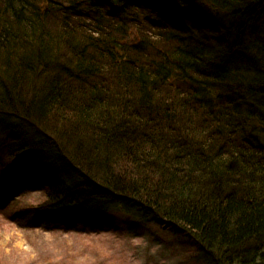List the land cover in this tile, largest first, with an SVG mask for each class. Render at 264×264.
Masks as SVG:
<instances>
[{"label":"trees","instance_id":"1","mask_svg":"<svg viewBox=\"0 0 264 264\" xmlns=\"http://www.w3.org/2000/svg\"><path fill=\"white\" fill-rule=\"evenodd\" d=\"M74 1L117 20H93L117 55L53 35L36 0H0V223L109 237L125 258L264 264V0Z\"/></svg>","mask_w":264,"mask_h":264},{"label":"rangeland","instance_id":"2","mask_svg":"<svg viewBox=\"0 0 264 264\" xmlns=\"http://www.w3.org/2000/svg\"><path fill=\"white\" fill-rule=\"evenodd\" d=\"M62 22L60 18L54 20L56 26H53V35L62 31ZM86 30L90 32L88 27L78 28V32L84 37ZM91 36L97 35L91 34ZM103 60L109 62L112 59L106 57ZM118 97L122 99L121 95ZM185 130L191 134L196 133L192 127ZM32 202L37 203L38 196L33 197ZM110 216L112 219L114 217L118 224L124 222V218L119 213H112ZM117 218H120L119 221ZM1 221L3 220L0 218ZM162 254L165 252L160 246L138 244L125 258L118 255L116 242L109 237L98 236L96 240H92L91 237L86 236L0 223V264H165L154 259L155 256Z\"/></svg>","mask_w":264,"mask_h":264},{"label":"bare ground","instance_id":"3","mask_svg":"<svg viewBox=\"0 0 264 264\" xmlns=\"http://www.w3.org/2000/svg\"><path fill=\"white\" fill-rule=\"evenodd\" d=\"M211 49H215L219 53H223L224 52V51H221L219 49L212 48V47H211ZM215 59H217V57L214 56L209 61L216 62L217 60H215ZM211 67H213V66H211ZM207 69L208 70L211 69L210 66ZM224 74L222 73L221 76L223 77ZM226 75L227 74H225L224 77ZM221 76H220L219 80H222L221 79L222 78ZM210 83H214V82L210 81ZM178 88H181L182 89V92L192 93L191 91H186L189 88L192 89V86L191 85L187 86V82L184 83V84H182V85H180V86H178ZM200 133L201 132H199L198 134H200ZM209 135H210V137H214V140H215V137L218 134L217 133H214V132H210ZM210 137H207V138H210ZM204 143H205V145L203 144V147L202 148L204 150V157H205V159H207V161L210 162L214 167H217L218 168L217 170H219V172L224 171L223 170L224 168L222 167L223 166L222 164H226V163H228V161L226 162L224 160L223 156H222L223 152H222V148L220 147V143L219 142H217V143H208L207 141H205ZM229 166H231V165H229ZM232 169L234 170V167ZM230 171H231V168H228L227 169V172L224 175V177H221L220 178V181L222 183H224V182L225 183L230 182L232 184V182H234V179L236 178V176H235L234 173H232ZM184 173L187 176L186 186L189 188L190 191H195L201 185V182H199V180L196 179V176L197 175H195L190 170H185ZM206 185H207V188H209V183L208 182H206ZM230 187H232V185H230Z\"/></svg>","mask_w":264,"mask_h":264}]
</instances>
